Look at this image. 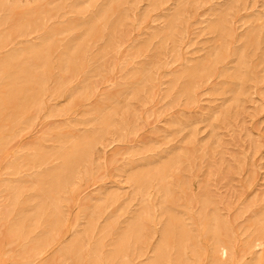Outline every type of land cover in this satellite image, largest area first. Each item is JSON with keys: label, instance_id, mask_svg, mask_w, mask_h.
Returning a JSON list of instances; mask_svg holds the SVG:
<instances>
[{"label": "rangeland", "instance_id": "rangeland-1", "mask_svg": "<svg viewBox=\"0 0 264 264\" xmlns=\"http://www.w3.org/2000/svg\"><path fill=\"white\" fill-rule=\"evenodd\" d=\"M41 1L1 0L0 34ZM125 8L126 42L108 52L98 45L62 73H39L33 93L0 105V264H149L167 228L186 238L173 239L167 264H210L218 249L221 264H258L264 0H132ZM35 41L14 39L0 60ZM10 81L0 74V95ZM82 139L85 154L64 166ZM168 161L161 181L137 189L134 172ZM55 171L63 179L47 194ZM22 218L28 227L19 234ZM139 219L138 240L112 258Z\"/></svg>", "mask_w": 264, "mask_h": 264}, {"label": "bare ground", "instance_id": "bare-ground-1", "mask_svg": "<svg viewBox=\"0 0 264 264\" xmlns=\"http://www.w3.org/2000/svg\"><path fill=\"white\" fill-rule=\"evenodd\" d=\"M57 1L46 0L29 5L25 14L17 19L7 34H0V49L12 45L16 38H26L31 35L36 37L35 42L15 48L12 53L5 55L0 60V74L11 79L8 91L0 95L1 106L11 109L13 106H9V103H11L14 94L17 95L24 89H31L30 91L33 93L38 83L39 73H49L54 67L62 73L64 70H69L74 64H78L79 61H84L92 49L98 45H102L103 52H108L115 48V43L126 42L127 39H124L123 35L119 36V29L126 19L127 9L125 5L132 0H59L56 3ZM2 10L3 3L0 0V11ZM52 11L56 21L53 25H47L46 20L42 19L46 18L47 21L52 19L53 16L50 15ZM168 24L170 25L169 22ZM166 33H168L166 35L171 33L170 28ZM171 36L169 35V37ZM20 58L26 62L22 67H18L16 64ZM210 64L208 63L209 70L212 65ZM205 68L203 67V70ZM195 72L189 74L191 79L193 76H199L202 71ZM14 108L15 111L19 112L22 103H15ZM107 123L106 119L101 120L102 127H105ZM87 147V140L84 139L74 143L70 151L63 157L62 164L67 166L68 163L73 164L75 160L81 159ZM171 164V161L162 162L155 169L136 171L131 175V180L141 191L146 189L152 179L161 181ZM62 179L63 174L60 171L52 172L45 182V192L50 194L57 187L56 185L61 183ZM108 203H114L112 198ZM51 216L52 219L50 218L48 222L55 220L52 213ZM261 219L264 221V216ZM26 220L22 218L21 223L18 224L19 234L26 232L28 227ZM144 221L140 223L139 219L124 231L122 234L123 243L119 241L113 247L112 258H117L122 253L125 242L130 239L138 240L142 234V228H144ZM177 236L172 229H165L160 235V245L153 251L154 261L149 264H167L170 256L166 250H171L173 239H178L176 242L178 244L186 239L183 231L179 232ZM174 246L178 245L175 244ZM262 251H264V244H262ZM222 258L223 254L218 249L213 254L210 264H221ZM258 264H264V257L259 260Z\"/></svg>", "mask_w": 264, "mask_h": 264}]
</instances>
